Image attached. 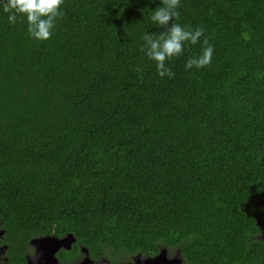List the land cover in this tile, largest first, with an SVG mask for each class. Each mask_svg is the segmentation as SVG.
<instances>
[{
	"label": "trees",
	"instance_id": "1",
	"mask_svg": "<svg viewBox=\"0 0 264 264\" xmlns=\"http://www.w3.org/2000/svg\"><path fill=\"white\" fill-rule=\"evenodd\" d=\"M160 0H65L46 41L0 10V234L112 259L179 251L264 264V0H181L200 43L160 78L142 50ZM212 62L186 70L204 40ZM2 236V238H3Z\"/></svg>",
	"mask_w": 264,
	"mask_h": 264
},
{
	"label": "clouds",
	"instance_id": "2",
	"mask_svg": "<svg viewBox=\"0 0 264 264\" xmlns=\"http://www.w3.org/2000/svg\"><path fill=\"white\" fill-rule=\"evenodd\" d=\"M65 0H0V10L8 13V21L15 24L18 17L26 21L30 38L37 41L50 39L58 19L63 15ZM181 0H160V4L152 9L151 21L157 29L163 31L145 32L142 35V50L148 60L153 61L160 78H172L175 73L170 61L184 54L188 45L200 43L204 35L203 27L190 28L176 22L179 17ZM204 47L197 55L185 62V69H202L212 62L214 45L204 40Z\"/></svg>",
	"mask_w": 264,
	"mask_h": 264
},
{
	"label": "flooded vegetation",
	"instance_id": "3",
	"mask_svg": "<svg viewBox=\"0 0 264 264\" xmlns=\"http://www.w3.org/2000/svg\"><path fill=\"white\" fill-rule=\"evenodd\" d=\"M2 236L3 234H0V264H7L8 259L6 257V252L8 247L5 246L4 236L3 238ZM36 239L37 238H33L30 241L32 252L26 255V261H24V264H29V260L35 256L36 250L31 243ZM67 246L68 247L66 248L63 247L55 255L58 264H191L183 258L179 251H174L175 253L172 254V250L170 249H163L156 255L146 256L137 254L125 259H112L111 255L106 256L101 252L91 254L83 245L81 246L79 257L74 259L61 254L62 251H69L71 253L74 250L75 243L72 245L67 244Z\"/></svg>",
	"mask_w": 264,
	"mask_h": 264
},
{
	"label": "water",
	"instance_id": "4",
	"mask_svg": "<svg viewBox=\"0 0 264 264\" xmlns=\"http://www.w3.org/2000/svg\"><path fill=\"white\" fill-rule=\"evenodd\" d=\"M76 239L72 236L58 238L54 236H44L33 240L36 253L35 256L29 260V264H58L55 255L67 244L72 245Z\"/></svg>",
	"mask_w": 264,
	"mask_h": 264
},
{
	"label": "rangeland",
	"instance_id": "5",
	"mask_svg": "<svg viewBox=\"0 0 264 264\" xmlns=\"http://www.w3.org/2000/svg\"><path fill=\"white\" fill-rule=\"evenodd\" d=\"M260 238L264 241V235H261ZM171 253L174 254L175 252L172 251Z\"/></svg>",
	"mask_w": 264,
	"mask_h": 264
}]
</instances>
